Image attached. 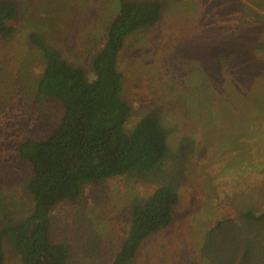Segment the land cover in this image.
Segmentation results:
<instances>
[{
    "label": "rangeland",
    "instance_id": "374dc122",
    "mask_svg": "<svg viewBox=\"0 0 264 264\" xmlns=\"http://www.w3.org/2000/svg\"><path fill=\"white\" fill-rule=\"evenodd\" d=\"M15 33L0 39V225L31 209L25 139L44 138L61 106L36 98L42 70L28 35L69 63L88 67L103 46L119 0H10ZM161 5L162 19L129 36L118 55L126 125L152 114L169 153L155 170L82 187L52 212L50 235L68 264H108L128 232L132 207L175 180L172 223L141 245L133 264H264V0H130ZM31 56V57H30ZM3 264H18L4 244Z\"/></svg>",
    "mask_w": 264,
    "mask_h": 264
},
{
    "label": "trees",
    "instance_id": "16d2710c",
    "mask_svg": "<svg viewBox=\"0 0 264 264\" xmlns=\"http://www.w3.org/2000/svg\"><path fill=\"white\" fill-rule=\"evenodd\" d=\"M119 2L105 42L88 67L69 63L39 34L28 35L32 46L28 66L33 61L42 64L32 82L34 95L57 101L62 112L44 138L25 139L18 146V158L28 166L26 190L32 205L26 216L0 225V264L4 244L17 255L18 264H68L69 247L50 235L53 210L62 202H76L86 184L149 173L169 153L167 133L154 115L126 127L131 108L120 94L123 74L118 69L125 40L159 23L161 5ZM16 13L13 2L0 0V39L15 33L10 22ZM174 178L132 207L128 232L108 264H133L143 242L172 223L179 199ZM241 218L263 223L264 212H242Z\"/></svg>",
    "mask_w": 264,
    "mask_h": 264
}]
</instances>
